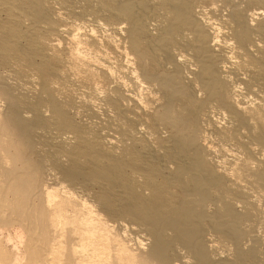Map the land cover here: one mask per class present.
<instances>
[{"label":"bare ground","instance_id":"1","mask_svg":"<svg viewBox=\"0 0 264 264\" xmlns=\"http://www.w3.org/2000/svg\"><path fill=\"white\" fill-rule=\"evenodd\" d=\"M0 264H264V0H0Z\"/></svg>","mask_w":264,"mask_h":264}]
</instances>
